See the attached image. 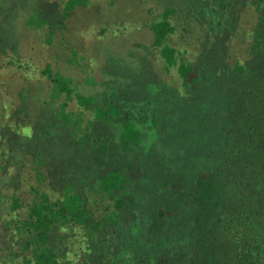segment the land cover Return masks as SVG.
<instances>
[{"label": "trees", "instance_id": "obj_1", "mask_svg": "<svg viewBox=\"0 0 264 264\" xmlns=\"http://www.w3.org/2000/svg\"><path fill=\"white\" fill-rule=\"evenodd\" d=\"M263 1L220 0L219 34L206 40L197 63H179L180 50L170 43L176 9L166 6L150 22L160 66L178 67L176 91L153 85L157 73L146 60L126 84L135 96L124 101L86 96L50 64L41 69L50 84L43 110L30 119V91L22 89L0 134V264H264ZM88 3L68 0L66 12ZM243 7L253 26L240 30ZM31 21L46 22L40 14ZM234 39L246 47L245 59L229 52ZM2 61L11 77L30 71L20 57ZM253 74L255 85L247 81ZM212 75L238 98H223L229 101L219 158L189 171L167 140L165 117L150 145H143L137 121L171 91L185 98L192 94L183 89ZM71 102L81 108L68 110ZM116 122L119 130L112 129Z\"/></svg>", "mask_w": 264, "mask_h": 264}, {"label": "rangeland", "instance_id": "obj_2", "mask_svg": "<svg viewBox=\"0 0 264 264\" xmlns=\"http://www.w3.org/2000/svg\"><path fill=\"white\" fill-rule=\"evenodd\" d=\"M67 1L0 0V35L4 39L0 41V60L6 63L9 58L20 57L30 69L23 75L11 77L13 74L8 72V68L0 65L4 69L0 70V134L11 117V110L22 102V89L28 88L30 91V119L34 120L41 113L50 84L40 71L48 64L54 71L72 78L76 90L86 96H107L117 101L133 98L134 94H126V84L134 80L132 73L139 70L143 60L155 67L157 75L154 86L157 82H164L172 91L180 89L182 78L178 67H172L168 72L160 66L162 58L158 49L152 46L154 32L149 26L150 22L160 19L166 6L176 9L170 18L177 31L170 43L180 50L179 63L182 60L197 63L202 49L206 47V40L219 34L215 25L219 11L223 10L220 0H89L85 7L78 6L67 13ZM261 3L264 9V1ZM251 8L257 14L256 6L252 5ZM38 14L42 20H46L42 26L31 21L37 19ZM238 16L240 30L243 26H253L249 23L246 8H241ZM50 33H53L52 42L47 40ZM215 40L219 39L214 37L211 41ZM233 42L229 52L234 54L237 51L239 57L245 59L246 47L239 40L234 39ZM259 58L264 60V50ZM263 65L264 62L258 69ZM247 81L255 85L257 76L253 74ZM172 91L165 96L167 98L163 103L159 102L156 108L151 107L145 118L139 115L137 122L144 136L143 145H150L153 133L166 121L169 128L167 140L174 144L172 148L176 159L183 161L187 170L191 171L204 160L219 158L224 135L223 122L228 112L226 103L229 101L223 98L237 99L238 96L229 93L227 84L214 75L197 89H183L184 96L186 92L192 94L185 98L178 97ZM148 97L151 100L152 94ZM62 99L64 97L59 101ZM144 101L137 106V110ZM80 108L76 102H71L68 110L78 111ZM130 108L127 106L126 110ZM164 113L165 116L162 115ZM153 114L160 121L158 127L152 121ZM112 129L119 130L118 122ZM3 191L7 192V189ZM144 192L141 189V195ZM142 197L145 201L148 199Z\"/></svg>", "mask_w": 264, "mask_h": 264}]
</instances>
